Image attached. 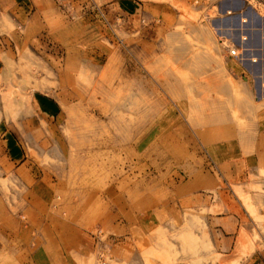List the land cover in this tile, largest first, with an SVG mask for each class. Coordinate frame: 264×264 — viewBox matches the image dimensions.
I'll return each instance as SVG.
<instances>
[{
    "label": "rangeland",
    "instance_id": "rangeland-1",
    "mask_svg": "<svg viewBox=\"0 0 264 264\" xmlns=\"http://www.w3.org/2000/svg\"><path fill=\"white\" fill-rule=\"evenodd\" d=\"M119 1L0 0V264H264V51L229 58L236 0H136L143 24Z\"/></svg>",
    "mask_w": 264,
    "mask_h": 264
},
{
    "label": "crops",
    "instance_id": "crops-1",
    "mask_svg": "<svg viewBox=\"0 0 264 264\" xmlns=\"http://www.w3.org/2000/svg\"><path fill=\"white\" fill-rule=\"evenodd\" d=\"M179 1L184 2L186 0H179ZM244 1L246 2V0H244ZM244 1L243 0H236L235 2H237V4L235 5L234 10H227L226 7L225 8H222V7L219 8L218 7L219 11L217 12V14L219 16H224V18H228V20L230 18V20L232 19L235 21V26H233V28L231 29V34H234L235 41H236L237 46L239 48H243L244 50H250V51H264V43H262V41L264 40L263 39L264 33L260 29H256V28L251 27V25L249 24L250 23L249 15L247 12H245V13L243 12V7H245V5H246ZM119 3L121 5V10H119L120 11L119 13L123 17H126L129 14H132L134 16H138V21L141 24L145 23L147 18H149V19L154 18L153 13H151V12L147 13L146 9H156L158 12L160 11V15L157 16V18H155L153 20L156 21L157 19H160V17H162L161 6L158 5V3H153V2L149 3V2H142V1L138 2L136 0H121V1H119ZM247 3L249 4V2H247ZM202 7H203V5L198 7L199 10H197V11L198 12L202 11V9H203ZM250 11L252 14H254L255 16H258V18H259V15L256 14V12L253 11L252 8H250ZM250 11H249V13H250ZM165 12L167 15L174 16V17H176L178 15L177 12L173 8H171L170 10H165ZM242 18H246L248 20L247 24H245V23L243 24V27H241L242 26V23H241ZM231 34H229V35H231ZM253 35L258 36V38L261 41L259 44L252 45V43L250 42V37ZM243 37H245L246 40L241 41V38H243ZM230 59L233 61L235 60L233 58H230ZM37 101H38L39 108H41V100L39 99ZM39 114H41V109H39ZM16 144L17 143L14 141V139L10 138L9 136H7V138L5 137V139H2V141L0 140V146H1V148H3L2 149L3 153L7 158L9 157L8 160L11 161L12 164L19 161L20 157H21L19 147ZM256 161L257 160H255V162ZM235 241L233 243H230V246H229V251H230L229 254L231 253L230 256H232V254L234 253V250L236 248V242ZM217 244H218L219 248H221L222 245L228 246V242L225 240H222L221 242L218 241ZM230 256H228V258H230Z\"/></svg>",
    "mask_w": 264,
    "mask_h": 264
},
{
    "label": "built area",
    "instance_id": "built-area-1",
    "mask_svg": "<svg viewBox=\"0 0 264 264\" xmlns=\"http://www.w3.org/2000/svg\"><path fill=\"white\" fill-rule=\"evenodd\" d=\"M241 41H244L241 38ZM241 50V51H239ZM247 51H245L243 48H239L237 45L233 46V48L231 50H229V57L236 59L238 61H243V55L242 53H245ZM102 264H105L104 262H102Z\"/></svg>",
    "mask_w": 264,
    "mask_h": 264
}]
</instances>
